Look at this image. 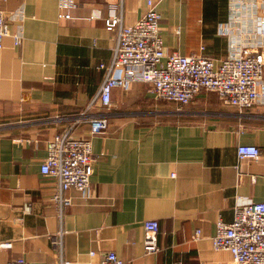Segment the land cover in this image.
<instances>
[{
    "label": "crops",
    "instance_id": "crops-1",
    "mask_svg": "<svg viewBox=\"0 0 264 264\" xmlns=\"http://www.w3.org/2000/svg\"><path fill=\"white\" fill-rule=\"evenodd\" d=\"M58 1L0 0L7 17L24 14L21 44L8 36L0 48V264H58L60 255L99 264L108 251L123 264H236L213 251L211 236L218 219H233L238 197L264 201V104L239 110L203 92L180 106L156 98L149 82L114 88L110 107L92 109L107 115L104 132L90 134L87 122L71 130L91 139L90 188L64 190L69 205L54 198L58 180L40 171L46 141L69 129L100 88L117 34L105 18L132 24L145 9V0H74L63 18ZM158 8L168 51L216 62L225 55L217 28L227 0H161ZM238 144L257 145L258 158L239 159ZM147 219L159 223L152 254Z\"/></svg>",
    "mask_w": 264,
    "mask_h": 264
},
{
    "label": "built area",
    "instance_id": "built-area-1",
    "mask_svg": "<svg viewBox=\"0 0 264 264\" xmlns=\"http://www.w3.org/2000/svg\"><path fill=\"white\" fill-rule=\"evenodd\" d=\"M160 1L145 0L144 12L132 24H124L121 14L105 18V27L117 33L106 75L93 100L71 117V127L46 141V156L40 166L42 174L58 180L54 198L61 206L70 204V199L62 196L64 190L90 188L96 160L90 137L74 135L72 127L87 122L90 134L104 132L107 115L93 113L92 109L95 103L110 107L114 88H127L133 81L149 82L156 98L174 101L180 106L203 92H213L222 104L239 110L264 104V0H227V18L217 28L227 48L218 62L201 52L182 54L166 49L160 32ZM73 6L74 0H59L58 16L69 18V9ZM23 19L21 10L9 18L0 6V48L8 36L15 45L21 44ZM236 150L239 159H256L260 154L255 144H238ZM158 231L157 220L143 221L145 253L159 251ZM194 236H199V230ZM211 244L216 253L229 252L236 264H264V201L238 197L233 219L217 220ZM123 262L114 251H108L99 264ZM6 264L30 262L17 257ZM58 264L69 262L60 255Z\"/></svg>",
    "mask_w": 264,
    "mask_h": 264
}]
</instances>
